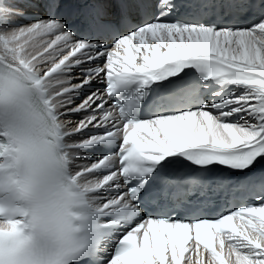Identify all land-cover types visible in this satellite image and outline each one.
Returning <instances> with one entry per match:
<instances>
[{
    "label": "snow or ice",
    "instance_id": "obj_1",
    "mask_svg": "<svg viewBox=\"0 0 264 264\" xmlns=\"http://www.w3.org/2000/svg\"><path fill=\"white\" fill-rule=\"evenodd\" d=\"M0 163L92 185L67 264H264V0H0Z\"/></svg>",
    "mask_w": 264,
    "mask_h": 264
},
{
    "label": "clouds",
    "instance_id": "obj_2",
    "mask_svg": "<svg viewBox=\"0 0 264 264\" xmlns=\"http://www.w3.org/2000/svg\"><path fill=\"white\" fill-rule=\"evenodd\" d=\"M91 188L75 177L65 182L23 164L12 174L0 163V192L5 193L0 206L6 212L14 211L26 224L24 234L9 245L22 258V264H67L65 254L85 242L84 205L92 210L99 207ZM9 190L14 196L11 201L7 198ZM7 221V215L0 219V234L10 231Z\"/></svg>",
    "mask_w": 264,
    "mask_h": 264
},
{
    "label": "rangeland",
    "instance_id": "obj_3",
    "mask_svg": "<svg viewBox=\"0 0 264 264\" xmlns=\"http://www.w3.org/2000/svg\"><path fill=\"white\" fill-rule=\"evenodd\" d=\"M72 118L78 120L80 117L78 114H72Z\"/></svg>",
    "mask_w": 264,
    "mask_h": 264
},
{
    "label": "bare ground",
    "instance_id": "obj_4",
    "mask_svg": "<svg viewBox=\"0 0 264 264\" xmlns=\"http://www.w3.org/2000/svg\"><path fill=\"white\" fill-rule=\"evenodd\" d=\"M193 258H195V257H193Z\"/></svg>",
    "mask_w": 264,
    "mask_h": 264
}]
</instances>
